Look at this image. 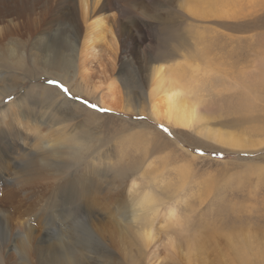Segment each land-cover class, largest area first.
<instances>
[{"label": "rangeland", "instance_id": "1", "mask_svg": "<svg viewBox=\"0 0 264 264\" xmlns=\"http://www.w3.org/2000/svg\"><path fill=\"white\" fill-rule=\"evenodd\" d=\"M18 1L31 11H0V130L21 134L0 141L3 264H264V0H220L222 18L202 0H101L113 17L73 0L74 18ZM155 61L183 70L188 130L154 118Z\"/></svg>", "mask_w": 264, "mask_h": 264}, {"label": "bare ground", "instance_id": "2", "mask_svg": "<svg viewBox=\"0 0 264 264\" xmlns=\"http://www.w3.org/2000/svg\"><path fill=\"white\" fill-rule=\"evenodd\" d=\"M7 1V0H6ZM6 1L5 0H0V11H6L9 15H12V18L14 17V16H17V17H20V16H23V15H25V14H27V13H29L30 11H31V8H32V5H30V4H28V3H25V2H22V1H18V0H13L12 2H10V3H6ZM31 1V0H30ZM36 1V0H35ZM39 1V0H38ZM57 1V0H56ZM55 1V2H56ZM101 0H96V1H94L92 4V6H95L94 8H91V11H93L94 9H97V12L100 14H104V13H110L111 14V16H112V14H113V11H115L114 9H113V7L111 6V5H109V3H102V1H101V5L99 6L98 5V3L100 2ZM117 1V0H116ZM125 1V0H124ZM127 1V0H126ZM199 1H201V0H199ZM199 1L198 0H196L195 2L196 3H198L199 4ZM236 1V0H235ZM58 2V1H57ZM56 2V3H57ZM61 2V1H60ZM75 2V1H74ZM84 2V1H83ZM85 2H86V0H85ZM224 2V1H223ZM222 1H220V0H212L211 2H210V0L208 1V0H202V3H205V5L206 4H210V5H214L211 9H210V13L212 14V15H216V17H218V18H222V16L223 15H225L226 14V12L224 11V9H223V5L222 4H224ZM115 3V2H114ZM233 3V2H232ZM237 3V2H236ZM53 4V3H52ZM85 4V3H84ZM116 4V3H115ZM231 4V3H230ZM41 5V4H40ZM51 5V4H50ZM117 6H118V4H116ZM121 5V4H120ZM200 5V4H199ZM235 5V4H234ZM39 6V5H38ZM54 6V5H53ZM61 6V5H60ZM99 6V7H98ZM117 6H115V7H117ZM193 6H194V4H193ZM44 7V6H43ZM42 7V8H43ZM83 7V6H82ZM87 7V6H86ZM195 7H197V5H195ZM211 7V6H210ZM35 8V7H34ZM54 8V7H53ZM56 8V7H55ZM54 8V9H55ZM89 8V7H88ZM118 8H123V7H118ZM50 9V8H49ZM86 9V8H85ZM192 9V8H191ZM33 10V9H32ZM57 10V9H56ZM118 10H120V9H118ZM195 10H197L196 8H194V9H192V10H190V11H195ZM232 10V9H231ZM51 11H52V9H51ZM85 11V10H84ZM96 11V10H95ZM230 11V10H229ZM55 12V11H54ZM94 12V11H93ZM103 12V13H102ZM116 12H117V10H116ZM59 15H69L71 18H74V15H73V0H62V8H60V10H59ZM88 13V12H87ZM96 13V12H95ZM197 13V12H196ZM205 13H208L207 11H205ZM230 13V12H229ZM35 14V13H34ZM45 14V13H44ZM94 14V13H93ZM93 14H91V15H93ZM193 14V16H196V15H194V13H192ZM90 15V16H91ZM203 15V14H202ZM83 16V15H82ZM113 16H114V14H113ZM112 16V17H113ZM115 16H116V14H115ZM206 16V15H205ZM30 17V16H29ZM45 17V16H44ZM98 17V16H97ZM101 17H103V16H100L99 15V17L98 18H96V19H94V21L93 22H90L89 23V25L88 24H86V25H88V31L86 32H84L83 34H82V36H83V38H82V42H80L79 43V45H80V47L82 48L83 47V44L85 45V47H83L81 50H86L87 52H88V50H92L93 48V46H92V44H95V42L96 43H100L99 41H101V40H103L102 38H104L103 37V31L105 30V29H103V23H102V19H101ZM122 17V16H121ZM88 18V17H87ZM94 18V17H93ZM105 18H106V16H105ZM212 18V17H211ZM7 19H9V18H7ZM59 19V18H58ZM69 19V18H68ZM85 19V18H84ZM108 19V18H107ZM2 20V19H1ZM4 20H6V19H4ZM62 20V19H61ZM109 20V19H108ZM55 21V20H54ZM91 21V20H90ZM110 21V20H109ZM15 22V21H14ZM34 22V21H33ZM45 22V21H44ZM43 22V23H44ZM47 22H48V19H47ZM46 22V23H47ZM63 22H65V21H63ZM77 22V21H76ZM76 22H74V23H76ZM40 23V22H39ZM42 23V22H41ZM40 23V24H41ZM60 23H61V21H60ZM84 23H85V21H84ZM37 24V23H36ZM77 24V23H76ZM61 25H63V24H61ZM81 25V24H80ZM86 25H85V27H86ZM17 26V25H16ZM42 26V25H41ZM73 26V25H72ZM79 26V25H78ZM32 27V26H31ZM49 27V26H48ZM75 27V26H74ZM84 27V28H85ZM101 27H102V29H101ZM35 28V27H34ZM37 28V27H36ZM82 28V27H81ZM87 28V27H86ZM73 29V28H72ZM83 29V28H82ZM107 29V28H106ZM19 30V29H18ZM38 30V29H37ZM39 30H40V28H39ZM51 30V29H50ZM27 31V30H26ZM35 31V30H34ZM74 30H72L71 32H73ZM77 31V30H76ZM79 31V30H78ZM77 31V32H78ZM81 31V30H80ZM84 31V30H83ZM106 31V30H105ZM23 32V31H22ZM53 32V31H52ZM82 32V31H81ZM20 33V32H19ZM18 33V34H19ZM26 33V32H25ZM37 33H39V32H37ZM37 33H36V35H37ZM45 33V31L43 32V34ZM50 33V32H49ZM32 34H33V32H32ZM48 34V33H47ZM60 34V33H59ZM75 34V33H74ZM26 35V34H25ZM27 35H29V34H27ZM26 35V36H27ZM35 35V36H36ZM44 35H46V34H44ZM104 35H105V33H104ZM42 36V35H41ZM40 35L38 36V37H41ZM62 36V35H61ZM81 36V37H82ZM34 37V36H33ZM64 37V36H63ZM65 37H66V34H65ZM14 38V37H13ZM42 38V37H41ZM49 38V37H48ZM67 38V37H66ZM70 38V37H69ZM36 39V38H35ZM52 39V38H51ZM60 39H62V38H60ZM74 39V38H73ZM20 40H21V38H20ZM30 40V39H29ZM41 40V39H40ZM49 40V39H48ZM13 41V40H12ZM64 41V40H63ZM75 41V40H74ZM77 41H79V40H77ZM42 42H45V41H42ZM66 42H69V41H66ZM11 43V42H10ZM75 43V42H74ZM44 44V43H43ZM69 44V43H68ZM17 45V44H16ZM38 45V44H37ZM90 46H91V48H90ZM10 48V47H9ZM8 48V49H9ZM63 48V47H62ZM78 48H79V46H78ZM12 49V48H11ZM42 50V49H41ZM59 50V49H58ZM65 50V49H64ZM78 50V49H77ZM80 50V49H79ZM84 50V51H85ZM12 51V50H11ZM35 51V50H34ZM43 51V50H42ZM67 51V50H66ZM6 52V51H5ZM17 52V51H16ZM48 52V51H47ZM78 52H81V51H78ZM94 52V51H93ZM35 53V52H34ZM71 53V52H70ZM13 54V53H12ZM15 54V53H14ZM60 54V53H59ZM62 54V53H61ZM4 55H5V53H4ZM33 55V54H32ZM40 55H42L41 53H40ZM46 55V54H45ZM44 55V56H45ZM80 56V55H79ZM78 56V57H79ZM5 57V56H4ZM16 57V56H15ZM37 57H39V56H37ZM41 57V56H40ZM39 57V58H40ZM55 57H57V56H55ZM59 57H61V56H59ZM58 57V58H59ZM8 58V57H7ZM18 58V57H17ZM16 58V59H17ZM36 58V57H35ZM45 58V57H44ZM58 58H54L53 59V62H50L49 63V66L48 67H44V68H47V70L49 71V73H51L54 77H57V78H62L63 76H65V77H68L69 78V80H71L72 79V75L71 74H62L63 72H65L66 73V66H64V65H62V62L60 61V60H58ZM66 58V57H65ZM19 59V58H18ZM65 60H67V58L65 59ZM42 61H43V59H42ZM68 61V60H67ZM38 62V61H37ZM41 62V61H40ZM155 62H157V61H155ZM179 62V61H178ZM177 62V63H178ZM157 65H155V66H152V68H151V73H153V74H155V80H154V82H152L153 83V89H152V95H150L151 96V98H152V100L151 101H153V103L151 102V106H152V111H153V113H154V115H155V117L154 118H156V119H160V118H162V119H164L166 122H168V123H171L173 126H175V127H177L179 130H181V129H184V130H188V129H190L191 127H193L192 125H193V123H194V121L197 119V116H198V113H197V111H196V105H190V103L189 102H187V99H186V97L184 96L185 95V91H184V89H183V87L182 86H180V87H177L176 85H175V83L177 82L176 80H178L179 81V79L177 78V79H175V77L176 76H178L179 74H182V69L180 70V68H177L178 66H175L176 68H174L173 67V69H170V67L168 66H166L167 65V63L166 64H160L159 62H157L156 63ZM180 64V63H179ZM66 65V64H65ZM72 66V65H71ZM171 66V65H170ZM174 66V65H173ZM195 68V67H194ZM166 70V71H165ZM199 71V70H198ZM203 72V71H202ZM185 73V72H184ZM183 73V74H184ZM198 73V72H197ZM202 75V74H201ZM180 76H182V75H180ZM190 76H192V75H190ZM174 77V78H173ZM184 77V76H183ZM184 80V79H183ZM190 80H192V79H190ZM67 82V81H66ZM183 82V81H182ZM192 82V81H191ZM186 83V82H185ZM184 83V84H185ZM177 84V83H176ZM197 84V83H196ZM191 85V84H190ZM151 92V91H150ZM188 96V95H187ZM191 96V95H190ZM197 99V98H196ZM199 99V98H198ZM200 100V99H199ZM16 101V100H15ZM20 102V101H19ZM23 102V101H22ZM65 102V101H64ZM195 102V101H194ZM192 103H193V101H192ZM198 103V102H197ZM202 103V102H201ZM194 104H196V103H194ZM15 105V104H14ZM18 105L20 106L21 104H19L18 103ZM10 106V105H9ZM13 106V105H12ZM11 106V107H12ZM16 106V105H15ZM150 106V107H151ZM7 107V106H6ZM200 107H202V106H200ZM151 110V109H150ZM200 110V109H199ZM4 111H5V109H4ZM3 111V112H4ZM7 112H11V110L9 109V111H7ZM2 115V114H1ZM3 116V115H2ZM47 116V115H46ZM199 116L201 117V115L199 114ZM8 117V116H7ZM3 118V117H2ZM11 119H15V115L11 118ZM202 119V118H201ZM1 120V119H0ZM8 119H6V121H7ZM16 120V119H15ZM5 121V120H4ZM11 120H9V122H10ZM198 121H200V120H198ZM3 122V121H2ZM4 123H6V122H4ZM11 123V122H10ZM15 123V122H14ZM26 123V122H25ZM202 123V122H201ZM197 124H199L198 122H197ZM1 125H2V123H1ZM9 125V124H8ZM7 125V126H8ZM18 125V124H17ZM21 125V124H20ZM19 125V126H20ZM26 125V124H25ZM12 126V125H11ZM18 127V126H17ZM1 128V127H0ZM4 128V127H3ZM13 128V127H12ZM14 128H15V126H14ZM20 128V127H19ZM206 129H208V128H206ZM210 130V129H209ZM208 131V130H207ZM20 132H22V130L20 131ZM16 133V134H15ZM208 133V135H209V137H211L213 140H215V141H217L218 140V142L220 141V142H223L224 144H226V145H234V146H237L236 144V142H235V140L234 139H232V135H224V134H222V133H218V132H216V131H213V132H211V131H208L207 132ZM206 133V134H207ZM18 134H19V137H21V134L18 132V130H15L14 129V131H10V130H8V131H3V130H0V141H4V142H6L7 143V145H9V141H13L12 143L15 145V141L18 139ZM23 134V133H22ZM205 134V133H204ZM24 137V136H23ZM22 139V138H21ZM19 141V140H18ZM237 141V140H236ZM11 143V142H10ZM19 143V142H18ZM17 143V144H18ZM3 144V143H2ZM11 145V144H10ZM238 145H239V143H238ZM18 146H15L14 148H17ZM238 148V147H237ZM9 149V148H8ZM3 151V150H2ZM9 152V151H8ZM34 160V159H33ZM2 161V160H1ZM8 162V161H7ZM1 163V162H0ZM1 165V164H0ZM13 166V165H12ZM25 174V173H24ZM1 176H2V174H0ZM19 176V175H18ZM27 177V176H26ZM30 177V176H29ZM18 178V177H17ZM16 182V181H15ZM15 189V188H14ZM19 189V188H18ZM18 189H16V190H18ZM16 190H15V192H16ZM131 187L129 188V191L131 192ZM11 191V190H10ZM14 192V193H15ZM9 193V192H8ZM7 193V194H8ZM11 193V192H10ZM5 194V193H4ZM2 195H3V193H2ZM6 195V194H5ZM16 196H18V195H15V197ZM20 196V195H19ZM18 196V197H19ZM6 197V196H5ZM13 198H14V196H12ZM4 198V197H3ZM9 198V197H8ZM13 198H12V200H13ZM17 198V197H16ZM16 198H14V199H16ZM2 199V198H1ZM5 199V198H4ZM10 199V198H9ZM20 200V199H19ZM16 201H17V199H16ZM5 202V201H4ZM8 202H10V201H8ZM21 201H18L17 203L19 204ZM151 202V201H150ZM150 202H148V203H150ZM145 204H147V203H145ZM1 207V206H0ZM6 210V209H5ZM8 210V209H7ZM2 210H0V214L3 216V218L5 219V218H8L7 217V215H5L4 213H2L1 212ZM171 217V216H170ZM169 217V218H170ZM12 219V218H11ZM10 219V220H11ZM7 220V219H6ZM149 232V231H148ZM150 233V232H149ZM146 235H147V233H145ZM145 235V236H146ZM195 240V239H194ZM195 243V242H194ZM195 246V245H194ZM189 247H193V242H191L190 244H189ZM4 263V259H0V264H3Z\"/></svg>", "mask_w": 264, "mask_h": 264}]
</instances>
